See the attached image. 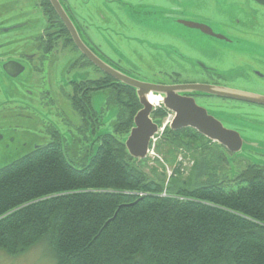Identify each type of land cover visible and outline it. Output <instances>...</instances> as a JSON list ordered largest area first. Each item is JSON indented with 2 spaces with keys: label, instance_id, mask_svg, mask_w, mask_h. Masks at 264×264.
<instances>
[{
  "label": "trees",
  "instance_id": "16d2710c",
  "mask_svg": "<svg viewBox=\"0 0 264 264\" xmlns=\"http://www.w3.org/2000/svg\"><path fill=\"white\" fill-rule=\"evenodd\" d=\"M131 97L114 126L123 134L139 107ZM165 133L159 151L196 143L191 128ZM98 141L79 166L54 138L0 167V248L18 254L45 239L54 264H264V165L193 187L175 169L181 186L163 187L122 139Z\"/></svg>",
  "mask_w": 264,
  "mask_h": 264
},
{
  "label": "rangeland",
  "instance_id": "374dc122",
  "mask_svg": "<svg viewBox=\"0 0 264 264\" xmlns=\"http://www.w3.org/2000/svg\"><path fill=\"white\" fill-rule=\"evenodd\" d=\"M109 1L110 3L107 0H75L77 10L91 17L90 21L93 22L91 28L95 29L98 35V40L95 42L98 50L109 54L111 60L118 62L124 74L142 82L162 80L164 75L172 71L180 73L179 79L195 75L194 70L188 71L195 59L215 66L220 70L218 72L223 73L222 71L235 59L231 56L223 58L221 55L211 54L214 49L250 54L261 50L250 41L254 38H264V14L260 16L247 9L249 6H254L253 0H193L192 9L185 10L180 7L177 10L163 11L148 7L137 0ZM227 1L233 2L231 5L238 7L240 13L235 14L238 10H232L230 6L224 8L227 6ZM1 6L8 7L10 3L8 0H0ZM4 12L11 17L3 22L7 27L0 32L2 43L10 39L23 41L29 36L40 34L46 26L45 17L37 0H20L15 4L14 9ZM206 14L207 18H205ZM99 15L104 17L106 24L102 25L104 20L101 21ZM236 17L246 25L241 29L245 34L244 37L231 34L235 28L233 20ZM176 18L195 23L207 22L215 33L227 35L232 41L226 42L204 35L198 30L176 23ZM217 19H225L229 29H223L219 24H215ZM116 20L119 26L116 25ZM247 22H250V27L247 26ZM116 31H119L120 35L116 36ZM16 47L15 44L8 48ZM76 58V52L69 48L54 52L51 57L50 72L47 75L52 91L55 92L54 97L46 98L43 105H36L32 109L9 111L16 115L5 121L3 128L0 129V167L32 150L35 143L41 145L48 142L50 138L45 133L47 126L58 130L63 136L62 146L65 155L76 166L87 162L91 157L98 145L100 134L109 132L125 142L127 133L123 134L116 131V127L114 128L119 120L117 118L114 121L115 110L114 107H110L111 104H106L107 95L104 91L96 92L92 98L93 107L100 116V125L82 122L79 114L68 102L65 92L70 91L69 80L95 76V70L91 66H73ZM135 75H143L146 78L141 79ZM40 79L41 75L36 74L28 80V84ZM227 102L229 101H225ZM225 103H221L222 107L231 109L230 102L228 105ZM233 104L242 106L238 109L240 113L236 120L232 119L237 113L225 112L224 117L231 127L227 129L237 132L242 140L241 149L237 153L229 152L215 141L205 138L199 140L196 136L191 140L192 143H196L190 149L181 147L174 154L167 153L165 147L163 148L165 151L155 150V154L160 156L161 160L154 156L146 158L143 162L146 175L161 182L163 187L167 184L177 187L176 185L181 182L175 180V177L173 179L169 172L172 171L178 155L181 157L187 155L184 157V173L181 174L180 179L187 178L188 187L204 182L226 181L251 163L264 165V107L239 102ZM211 114L219 119L223 116V113L219 112H211ZM166 115L165 111L162 125L165 123ZM232 126L236 129H232ZM11 137L14 140H11ZM54 261L55 257L45 239H41L25 252L18 254H9L0 248V264H54Z\"/></svg>",
  "mask_w": 264,
  "mask_h": 264
},
{
  "label": "flooded vegetation",
  "instance_id": "af4514ba",
  "mask_svg": "<svg viewBox=\"0 0 264 264\" xmlns=\"http://www.w3.org/2000/svg\"><path fill=\"white\" fill-rule=\"evenodd\" d=\"M18 1L20 0H8L10 6L0 7V32L4 30V27H7L3 25V22L7 18L11 17V15H7V13H5L4 11L9 12L11 9H14L15 4ZM57 1L62 7L66 16L69 18L70 22L72 23L80 42L104 64L116 71L123 73L119 68L118 62L111 60L109 54L101 53L98 50L95 44V42L98 40V35L95 29L91 28L93 22L90 21V15L81 14L77 10L78 6L75 0ZM137 1L143 3L144 5H147L148 7L161 11L177 10L180 7L185 10H189L193 7V0ZM107 2L110 3L109 0H107ZM252 2L254 3V6H249L247 7V9L250 12H254V14H258L260 16L263 15L264 4L262 3H264V0H253ZM37 3L41 7L46 20V26L40 32V34L29 36L28 39H24L23 41H21L20 39H10L5 43H2L0 41V129L3 128L5 121L10 120L11 116L16 115L15 113L9 111L25 110L28 108L32 109L36 105H43L45 103L46 98L50 97L52 99L54 97L55 92L52 91L50 79H47V75L50 72V67L52 65L51 57L54 52H57L59 50L64 51L67 48L76 52L77 58L74 60L73 66H91L95 70L94 78H81L78 80L71 79L68 81L70 91L67 90V92H65V96L68 102L71 104L72 108L79 114L80 120L86 124H101L100 116L96 112L92 104L93 95L98 91H104L107 95L106 104H111L110 107H114V121L118 118L117 115L119 110H122V114H125V116L129 115V111H131L136 106L135 101L131 97L132 92L135 94V96H137L135 89L126 86L125 84L121 83L117 79L104 72L94 63H92L81 52L75 40L71 37L66 25L60 19L56 10L52 6L50 0H37ZM231 3L228 2L227 6L224 8H229L230 6L232 7L230 8L232 10L239 9L234 5H231ZM239 13L240 10H238V12H236L235 14ZM99 18L101 19V21L104 20V17L102 15H99ZM205 18H207V14L205 15ZM175 22L185 27L198 30L202 34L207 35L209 37L223 40L226 42L232 41V38L228 37L227 35L225 36L215 33L210 28L207 22L195 23L182 18H176ZM115 23L117 26H119V22L117 20ZM233 23L235 24V28L233 29L231 34L236 37H239L240 35L244 37V32H241V29H244L246 27L244 21H242L239 17H236L233 20ZM104 24H106L105 20L102 25ZM215 24H219L220 27L223 29H229L227 27L228 23L225 22V19H217ZM247 26H251L250 22H247ZM213 34L219 35L222 38H216V36H213ZM115 35H120V32L116 31ZM250 41H252V45L261 48V50H257L255 53L251 54L235 50L229 52L225 49H222L220 51L214 49V51L211 52V54L221 55L223 58H225L226 56H231L235 59L234 62H231V64L224 71H222L223 73L218 72L220 70H218L215 66L207 65L204 62L195 59L193 61V65L190 66V68L188 69V71L194 70L195 75H189L182 79H179L178 76H180V73L172 71L169 72V74L164 75V79L162 80H145V82L165 87L188 83H202L264 95V38H254ZM15 44L17 45L16 48H8L10 45ZM36 74H40L41 79L34 80V82H32L31 84H28V80ZM135 76L141 79L146 78L143 75ZM179 94L183 96L193 97L195 103L205 108L209 114H211V112L223 113V116L220 117V119L216 118L214 114L211 115L215 117L226 129L230 126H228L227 124V119L224 117V113H237L236 116L232 119L236 120L235 118L240 113L238 109L242 107L233 104V102L246 103L264 107V105L248 103L235 99L222 98L198 92H186ZM61 95L62 93H60V96ZM150 95L157 96L160 98L159 102H157L156 104V106L159 105V107L154 108L150 114L151 120L158 124V120H160V117L158 116V110H165L163 98L166 95L163 93L150 91L146 94L148 100ZM220 100H222V102ZM55 101L56 100H54L53 102L55 103ZM225 101L230 102L229 107H231V109H229L228 107H222L221 103H225ZM137 102L139 105V107H137V110H139L141 108L139 99ZM229 102L225 104L228 105ZM135 114L136 112L132 116V124ZM18 115H20V113H18ZM121 118L122 117L120 114L118 120L120 122H123L125 118ZM232 129L236 128L233 127ZM194 131L195 137L197 136L199 140L201 138L208 139L205 136L199 134L196 130ZM45 133L46 136L50 138V140L54 138L59 140L62 146L63 136L59 133L58 130L47 126L45 128ZM163 133L164 131L160 135L159 139L168 138L166 133ZM105 134L107 133L100 134L98 136V140H100L101 137ZM168 134L169 136L172 135L171 133ZM11 140H14V138L11 137ZM36 146L37 144L35 143V146L33 148H35Z\"/></svg>",
  "mask_w": 264,
  "mask_h": 264
},
{
  "label": "water",
  "instance_id": "95a60500",
  "mask_svg": "<svg viewBox=\"0 0 264 264\" xmlns=\"http://www.w3.org/2000/svg\"><path fill=\"white\" fill-rule=\"evenodd\" d=\"M50 1L81 52L104 72L121 83L136 90L141 108L135 114L133 118V126L130 128L129 134L124 142L128 154L133 159L140 161L146 158L150 139L158 129V125L150 118L153 107L146 96V94L150 91L166 95L163 98V104L167 110L174 113L173 120L170 123V128L172 130H180L182 128L189 127L195 129L199 134L207 137L208 139L218 142L230 152L237 153L241 149L242 140L237 132L223 127V125L216 118L210 115L205 108L196 104L193 97L183 96L179 93L198 92L258 105H264V95L202 83H188L165 87L131 78L110 68L95 57L80 42L72 23L64 13L58 1ZM213 36H216V38H222L221 36L215 34H213Z\"/></svg>",
  "mask_w": 264,
  "mask_h": 264
},
{
  "label": "bare ground",
  "instance_id": "6f19581e",
  "mask_svg": "<svg viewBox=\"0 0 264 264\" xmlns=\"http://www.w3.org/2000/svg\"><path fill=\"white\" fill-rule=\"evenodd\" d=\"M159 97H157V96H152V95H150L149 96V101H150V103L152 104V105H155L156 106V104H157V102H159Z\"/></svg>",
  "mask_w": 264,
  "mask_h": 264
}]
</instances>
